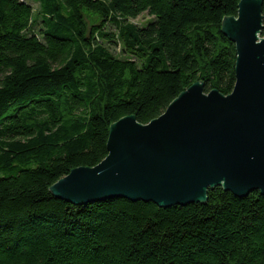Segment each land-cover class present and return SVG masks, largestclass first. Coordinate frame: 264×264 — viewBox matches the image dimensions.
Returning a JSON list of instances; mask_svg holds the SVG:
<instances>
[{"label":"trees","instance_id":"16d2710c","mask_svg":"<svg viewBox=\"0 0 264 264\" xmlns=\"http://www.w3.org/2000/svg\"><path fill=\"white\" fill-rule=\"evenodd\" d=\"M31 1L0 0V264H264L258 190L170 207L49 190L106 157L119 118L146 124L196 81L229 94L240 0Z\"/></svg>","mask_w":264,"mask_h":264},{"label":"water","instance_id":"95a60500","mask_svg":"<svg viewBox=\"0 0 264 264\" xmlns=\"http://www.w3.org/2000/svg\"><path fill=\"white\" fill-rule=\"evenodd\" d=\"M263 0H240L221 31L236 48L235 83L224 95L196 81L146 124L126 115L109 127L107 155L49 188L74 204L108 198L162 207L203 203L222 186L237 197L264 195Z\"/></svg>","mask_w":264,"mask_h":264},{"label":"rangeland","instance_id":"374dc122","mask_svg":"<svg viewBox=\"0 0 264 264\" xmlns=\"http://www.w3.org/2000/svg\"><path fill=\"white\" fill-rule=\"evenodd\" d=\"M22 1L30 4L33 7V10H35V11L38 9L37 4L32 2L31 0H22ZM151 19H152V17L150 15H148L147 13H143L140 16H138L136 19H134L133 22H135L138 25H142ZM33 22H34L33 29H34V32H36L39 29L40 25H39V21H37V22L35 21V16L33 17ZM260 36H262V35L260 34Z\"/></svg>","mask_w":264,"mask_h":264}]
</instances>
